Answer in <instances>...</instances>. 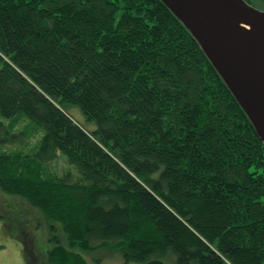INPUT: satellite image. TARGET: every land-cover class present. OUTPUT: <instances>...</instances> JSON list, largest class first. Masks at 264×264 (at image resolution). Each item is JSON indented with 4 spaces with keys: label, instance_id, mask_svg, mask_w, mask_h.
<instances>
[{
    "label": "trees",
    "instance_id": "trees-1",
    "mask_svg": "<svg viewBox=\"0 0 264 264\" xmlns=\"http://www.w3.org/2000/svg\"><path fill=\"white\" fill-rule=\"evenodd\" d=\"M0 117V189L66 236L49 264H264V144L160 0H0Z\"/></svg>",
    "mask_w": 264,
    "mask_h": 264
},
{
    "label": "water",
    "instance_id": "water-1",
    "mask_svg": "<svg viewBox=\"0 0 264 264\" xmlns=\"http://www.w3.org/2000/svg\"><path fill=\"white\" fill-rule=\"evenodd\" d=\"M184 26L264 144V9L245 0H160Z\"/></svg>",
    "mask_w": 264,
    "mask_h": 264
},
{
    "label": "rangeland",
    "instance_id": "rangeland-1",
    "mask_svg": "<svg viewBox=\"0 0 264 264\" xmlns=\"http://www.w3.org/2000/svg\"><path fill=\"white\" fill-rule=\"evenodd\" d=\"M253 7L258 8L256 5ZM64 110L86 131L91 132L95 128L94 122L88 121L78 106L65 104ZM6 121L0 117V122ZM22 127L24 126L20 125L15 132ZM30 131H33L32 125ZM42 134L43 132L39 131L38 137L24 135L21 141L11 139L6 143V147L27 150V145L36 144ZM52 166L58 172L67 168L62 159L53 162ZM52 225L54 228H51ZM53 237H57L61 243L65 242L66 236L58 223L47 219L39 209L31 206L25 199L0 189V264H49L47 252L54 246L51 239ZM83 256L87 264H122L119 255L102 249L84 253ZM174 259L175 256H167L165 264H176Z\"/></svg>",
    "mask_w": 264,
    "mask_h": 264
},
{
    "label": "flooded vegetation",
    "instance_id": "flooded-vegetation-1",
    "mask_svg": "<svg viewBox=\"0 0 264 264\" xmlns=\"http://www.w3.org/2000/svg\"><path fill=\"white\" fill-rule=\"evenodd\" d=\"M247 3H248V2H247ZM248 4H250V5H251L252 3H248ZM251 6H252V5H251Z\"/></svg>",
    "mask_w": 264,
    "mask_h": 264
}]
</instances>
